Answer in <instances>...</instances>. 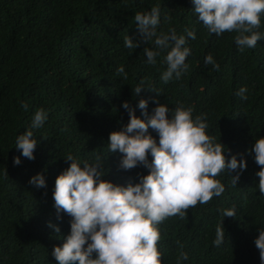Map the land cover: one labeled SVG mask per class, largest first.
I'll return each mask as SVG.
<instances>
[{
	"label": "trees",
	"instance_id": "trees-1",
	"mask_svg": "<svg viewBox=\"0 0 264 264\" xmlns=\"http://www.w3.org/2000/svg\"><path fill=\"white\" fill-rule=\"evenodd\" d=\"M153 7L160 10L157 35L174 30L191 50L187 71L167 83L161 76L171 41L167 49L156 48L155 37L146 42L134 19ZM186 29L196 38H188ZM254 31L264 36V14ZM236 35L209 33L192 0H0V264H58L53 248L70 235L72 218L61 212L57 219L53 192L70 166L69 155L81 167L100 162L101 179L117 186L135 185L148 174L143 165L122 169L123 154L110 152L108 144L110 133L129 123L125 102L147 122L158 106L154 101L173 111L193 108V119L204 117L206 134L224 146L226 158L235 155L247 165L216 177L225 189L220 196L190 207L183 219L172 216L157 225L161 264H261L254 241L264 230V195L252 147L264 138V39L241 51ZM127 36L138 46L126 48ZM145 48L159 52L155 65L147 62ZM208 55L219 70L205 64ZM241 88L246 99L237 94ZM141 99L148 101L146 115L138 107ZM41 109L46 120L33 129ZM26 130L37 140L32 160L16 148ZM147 134L159 144L156 131ZM16 157L19 165L13 164ZM38 174L46 187L29 183ZM232 208L235 217H223ZM221 220L225 237L215 246ZM181 252L187 260H178Z\"/></svg>",
	"mask_w": 264,
	"mask_h": 264
},
{
	"label": "clouds",
	"instance_id": "clouds-1",
	"mask_svg": "<svg viewBox=\"0 0 264 264\" xmlns=\"http://www.w3.org/2000/svg\"><path fill=\"white\" fill-rule=\"evenodd\" d=\"M194 12L209 33L217 36L224 32H234L235 44L243 51L254 48L264 36L254 29L261 26V15L264 14V0H192ZM135 22L140 34L147 42L155 37L154 44L158 49L171 50L165 56L167 70L161 79L169 82L175 75L179 79L187 71L186 58L191 50L185 47L184 35L177 37L174 30L170 35H157L160 23L159 7H153L147 14L136 13ZM186 36L195 39V32L185 30ZM124 45L134 49L132 39L125 37ZM149 64L155 65L158 51L144 49ZM206 65L219 70L213 57L205 58ZM124 73V68L117 70ZM143 81H141V84ZM142 87H137L138 95ZM241 88L237 93L246 99ZM158 104L147 122L137 118L129 104L122 107L128 110L129 123L121 130L109 135V151L122 155L120 167L130 170L143 165L148 174L140 177L139 183L127 187L117 186L102 180L100 162L80 166L69 155L66 160L70 166L55 180L53 192L54 208L57 219L63 212L72 218L70 235L61 247H54L52 255L58 264H161L162 254L157 245L161 239L157 227L165 219L172 216L185 218L187 210L198 203L206 204L213 197L224 192V185L216 177L225 170L240 171L246 169L244 159L237 160L233 155L225 156L222 144L214 142V138L206 134L208 127L204 117H192L193 108L176 107L170 110L166 105ZM148 101L141 99L138 107L142 114L147 109ZM26 107V105H22ZM170 111H173L169 118ZM43 109L37 110L31 127L39 128L46 120ZM151 128L158 133L159 144L148 135ZM37 140L33 132L26 130L16 140V148L23 157L34 159L33 152ZM252 152L255 163L260 167L256 173L259 178V192L264 195V138L255 141ZM152 161L148 162V154ZM21 163L18 157L13 164ZM240 172L231 177L233 186L239 180ZM30 184L46 187L42 175L30 179ZM235 209L223 211V217H235ZM49 227H53L49 225ZM56 232L59 228L55 227ZM225 230L222 220L216 228L215 246L223 243ZM259 250L261 264H264V230L259 231L254 241ZM95 253V258L93 254ZM188 255L181 252L178 260H187Z\"/></svg>",
	"mask_w": 264,
	"mask_h": 264
}]
</instances>
